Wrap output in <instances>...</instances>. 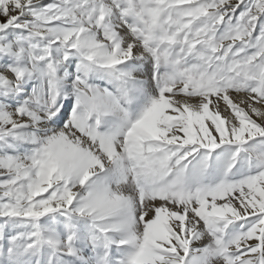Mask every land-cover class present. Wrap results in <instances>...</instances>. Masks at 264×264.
<instances>
[{"label": "snow or ice", "instance_id": "snow-or-ice-1", "mask_svg": "<svg viewBox=\"0 0 264 264\" xmlns=\"http://www.w3.org/2000/svg\"><path fill=\"white\" fill-rule=\"evenodd\" d=\"M0 264H264V0H0Z\"/></svg>", "mask_w": 264, "mask_h": 264}]
</instances>
